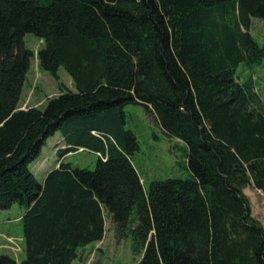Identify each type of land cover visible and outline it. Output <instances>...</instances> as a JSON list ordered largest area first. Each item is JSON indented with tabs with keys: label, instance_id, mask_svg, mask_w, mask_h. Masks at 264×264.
I'll list each match as a JSON object with an SVG mask.
<instances>
[{
	"label": "trees",
	"instance_id": "trees-1",
	"mask_svg": "<svg viewBox=\"0 0 264 264\" xmlns=\"http://www.w3.org/2000/svg\"><path fill=\"white\" fill-rule=\"evenodd\" d=\"M264 0H0V212L24 206L26 264H74L102 242L106 213L139 264H264V226L244 190L264 192V101L242 66L264 63L251 36ZM76 90L19 107L35 54ZM142 106L187 147L188 179L145 189L126 107ZM60 133L56 166L31 168ZM98 155L94 170L68 155ZM0 264H14L0 259Z\"/></svg>",
	"mask_w": 264,
	"mask_h": 264
},
{
	"label": "rangeland",
	"instance_id": "rangeland-1",
	"mask_svg": "<svg viewBox=\"0 0 264 264\" xmlns=\"http://www.w3.org/2000/svg\"><path fill=\"white\" fill-rule=\"evenodd\" d=\"M251 36L264 45V20H252ZM26 46L35 54L27 81L23 88L20 108H44L49 98L61 94V84L75 91L72 78L64 68L58 72L59 79L39 66L38 52L44 47L43 40L34 34L25 36ZM240 82L253 79L256 91L264 101V63L260 66L242 65L237 71ZM126 129L132 130L139 141L140 150L132 157L133 163L143 179L145 189L154 181L168 178L188 179L192 172L187 165V147L176 138L164 134L154 119L142 106L129 105ZM65 147L60 133L51 137L44 146L38 159L31 164L36 177L41 180L47 171L53 169L59 159L57 148ZM66 162L74 167L94 170L98 155L89 151H78L70 154ZM251 203L253 217L264 226V192L253 186L244 190ZM24 206L16 205L12 210L0 212V259H10L14 264H26V253L23 242L22 223L16 221ZM106 234L102 243L92 244L79 250L74 264H139L142 254L134 249L132 237L120 239L110 214L106 213Z\"/></svg>",
	"mask_w": 264,
	"mask_h": 264
},
{
	"label": "crops",
	"instance_id": "crops-1",
	"mask_svg": "<svg viewBox=\"0 0 264 264\" xmlns=\"http://www.w3.org/2000/svg\"><path fill=\"white\" fill-rule=\"evenodd\" d=\"M69 89H70V88H69ZM70 90H71V89H70ZM19 106H20V105H19ZM23 106H24V107H22L21 109H26V108H27V107L25 108L26 104H24ZM79 151H83V150H79ZM69 157H71V156L68 155L67 159H68ZM67 159H66V160H67ZM22 213H23V212H22V210H21L20 215L18 216V218L16 219V221L21 222V217H22V215H23ZM102 242H103V241H102ZM102 242H98V243H95V244H100V243H102Z\"/></svg>",
	"mask_w": 264,
	"mask_h": 264
}]
</instances>
